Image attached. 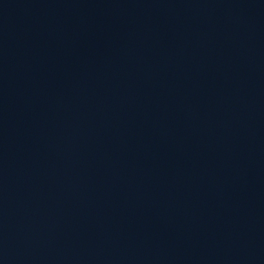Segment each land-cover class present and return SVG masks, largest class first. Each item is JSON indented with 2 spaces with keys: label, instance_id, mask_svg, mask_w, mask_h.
Returning <instances> with one entry per match:
<instances>
[{
  "label": "water",
  "instance_id": "water-1",
  "mask_svg": "<svg viewBox=\"0 0 264 264\" xmlns=\"http://www.w3.org/2000/svg\"><path fill=\"white\" fill-rule=\"evenodd\" d=\"M0 264H264V0H0Z\"/></svg>",
  "mask_w": 264,
  "mask_h": 264
}]
</instances>
